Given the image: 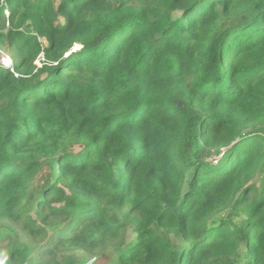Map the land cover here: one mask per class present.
<instances>
[{
    "label": "trees",
    "instance_id": "trees-1",
    "mask_svg": "<svg viewBox=\"0 0 264 264\" xmlns=\"http://www.w3.org/2000/svg\"><path fill=\"white\" fill-rule=\"evenodd\" d=\"M1 49L0 264H264V0H0Z\"/></svg>",
    "mask_w": 264,
    "mask_h": 264
},
{
    "label": "built area",
    "instance_id": "built-area-1",
    "mask_svg": "<svg viewBox=\"0 0 264 264\" xmlns=\"http://www.w3.org/2000/svg\"><path fill=\"white\" fill-rule=\"evenodd\" d=\"M1 63L5 69H13L14 62H13V59L9 55L4 54V57L2 58Z\"/></svg>",
    "mask_w": 264,
    "mask_h": 264
},
{
    "label": "rangeland",
    "instance_id": "rangeland-1",
    "mask_svg": "<svg viewBox=\"0 0 264 264\" xmlns=\"http://www.w3.org/2000/svg\"><path fill=\"white\" fill-rule=\"evenodd\" d=\"M1 50L6 51V52L8 53V54H7V53H3L2 51H0V61H1V62H2V58L4 57V54L9 55V56H11L12 58H14V55H13V53H12L11 51H8V50H6V49H1ZM36 65L40 67L42 64H41L40 62H37Z\"/></svg>",
    "mask_w": 264,
    "mask_h": 264
},
{
    "label": "clouds",
    "instance_id": "clouds-1",
    "mask_svg": "<svg viewBox=\"0 0 264 264\" xmlns=\"http://www.w3.org/2000/svg\"><path fill=\"white\" fill-rule=\"evenodd\" d=\"M11 57V56H10ZM12 58V57H11ZM13 59V62L15 63V60H14V58H12ZM41 62V61H40ZM13 66H14V64H13Z\"/></svg>",
    "mask_w": 264,
    "mask_h": 264
}]
</instances>
